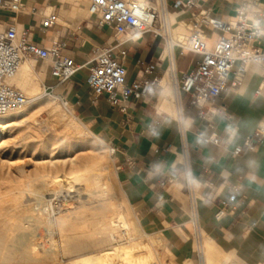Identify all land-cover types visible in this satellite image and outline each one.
Masks as SVG:
<instances>
[{
  "label": "crops",
  "instance_id": "1",
  "mask_svg": "<svg viewBox=\"0 0 264 264\" xmlns=\"http://www.w3.org/2000/svg\"><path fill=\"white\" fill-rule=\"evenodd\" d=\"M264 2V0H258ZM27 5L54 8L53 0H25ZM237 0H198L211 9L214 22L235 17ZM57 23L45 33L33 37L44 46L52 40H65L61 50L82 68L63 82L50 76L48 67L35 71L42 76L43 89L63 96L77 118L90 131L115 149L113 164L118 184L128 204L146 230L159 232L177 264H260L264 261V133L255 147L233 155V149L264 127V83L261 69L251 64L241 85L228 87L213 101L207 102L211 113L205 118L182 94L184 135L177 122L172 94L168 87H156L146 100L132 97L112 106L106 94L94 97L85 82L96 48L113 47L126 66V80L144 76L148 66L151 78L165 74V51L160 38L145 33L132 41L116 35L108 27L90 18L84 0H62L56 8ZM172 10L177 8L172 6ZM86 16V17H85ZM190 11L185 9L182 19ZM71 25L65 26L67 20ZM22 26L31 24L37 31V20L26 15L16 19ZM219 34L209 31V46ZM264 47V35L261 37ZM164 53V54H162ZM199 55L183 51L177 58L179 71L191 68ZM32 61V60H30ZM34 61V60H33ZM46 69V70H45ZM229 83V81H228ZM171 89V88H170ZM175 113V114H174ZM212 135L219 143L204 142ZM186 149L195 187L200 198L196 210L200 233L206 234L207 257L202 260L196 247L190 223V205L185 188L182 149ZM222 210L221 216H216Z\"/></svg>",
  "mask_w": 264,
  "mask_h": 264
},
{
  "label": "built area",
  "instance_id": "2",
  "mask_svg": "<svg viewBox=\"0 0 264 264\" xmlns=\"http://www.w3.org/2000/svg\"><path fill=\"white\" fill-rule=\"evenodd\" d=\"M47 4L50 3L29 6L25 0H0V115L27 100L25 94L10 83L23 60H40L46 63L50 76L57 82L69 79L82 68V65L61 53L67 45L65 40L53 39L50 46H44L34 39V33L43 34L58 25L56 8L59 5L45 11ZM172 6L177 11L172 10ZM87 8L88 16L98 25L110 28L125 40L135 41L145 33L162 40L163 51L166 50L165 69L169 74L182 136L185 132L182 94L189 95L190 106L196 109L200 117L205 118L211 113L206 106L207 102L213 101L228 87L241 85L251 64L261 69L264 83V47L261 45V37L264 35V2L237 0L235 17L224 18L219 22L213 21L211 9L203 8L198 0H88ZM185 9L190 11V16L186 20L181 19L187 22L188 27L183 34V43H180L172 38L175 24L172 14H182ZM19 15L37 20V31L29 23L22 26L16 20ZM213 28L219 34L209 46V31ZM183 51L197 54L199 59L188 70L179 71L177 58ZM142 70L143 77L127 81V69L122 59L114 53L113 47L103 45L96 48L85 82L94 97L106 94L112 106L124 110L121 102L130 97L136 100L149 99L156 87H159V78L150 77L151 69L145 66ZM57 97L64 105L68 103L63 96ZM263 133V126L256 129L241 145L233 149L232 154L238 155L244 150L253 149ZM203 141L218 144L219 137L212 135ZM107 147L110 155L114 157L115 149L108 145ZM182 157L185 188L190 205L189 220L196 241L199 238L196 201L200 198V193L195 187V178L184 147ZM221 214L222 210H219L216 216ZM196 249L201 259L199 247Z\"/></svg>",
  "mask_w": 264,
  "mask_h": 264
},
{
  "label": "rangeland",
  "instance_id": "3",
  "mask_svg": "<svg viewBox=\"0 0 264 264\" xmlns=\"http://www.w3.org/2000/svg\"><path fill=\"white\" fill-rule=\"evenodd\" d=\"M84 1L87 9L88 0ZM53 3L60 6L62 0H53ZM86 16L88 15L86 14ZM70 19L71 18L67 20L65 26L71 25L72 21ZM31 63L37 70L42 66L45 68L47 67L46 63L40 60H32ZM169 90L171 92V89ZM45 92L50 94L48 97H43L42 100H44L45 104H53V102L58 104L60 109L67 114L68 118L70 116V119L76 120V122H79L78 124L81 125V121L75 119L77 118L76 112L73 111L74 109L69 103L64 105L59 100L56 93L50 92L49 90ZM26 95L27 100L25 103L29 104L26 115L18 117V120L14 118L11 119V122L10 120L7 121L5 123L6 128L0 133V264H19L16 263V253L14 249L11 248L12 244L15 242L16 244L20 242L26 246L27 244L32 245V243H38L44 247L49 246V237L47 235L48 226H50V229L53 231V239L55 241L57 240L56 243L60 246L62 238L60 239L61 236L58 231L57 222L59 218L65 215L67 217H71L72 214L78 213L80 215L75 218L74 222L71 221L72 224L70 222V225L68 224L66 226L68 235L96 236L103 223L104 217L108 212L110 213L112 208L117 206V208L125 214L130 212L129 214L132 215L135 213L132 207L126 202V197L118 181L112 176L115 169L113 164L114 157L110 155L105 143H102L100 138L91 132L89 133L86 127L81 125L85 143H83L82 146L75 145L76 143L74 140L72 141V138L65 137L63 134L64 132L62 133L65 120L61 118L56 119V121L53 120L52 115L50 116L48 114L45 104L43 105L44 107L42 105L34 106L31 104L33 101L29 98V95ZM19 120L22 121L19 123ZM25 121L28 122V124ZM8 122L9 124H7ZM34 124L35 128L37 127L39 131H32L30 127ZM29 129L31 131H29ZM92 156L98 157L104 161V166H106L105 169L107 170V172L104 170L107 173L105 176H109L107 177L106 183H103V185L101 183H99L100 185L98 183L88 184L90 178L85 177L82 181L85 187L81 186V183L77 184L76 187H78V190L71 194L72 197H67L66 194L63 195L59 193L57 195H48L49 197L47 198L46 192L44 191L48 189L44 183V180L47 179L46 177H49L51 174L56 175V172L60 174L63 172L70 173L73 170H80L84 163ZM108 169H111V172ZM36 182L38 183L35 184ZM104 185L107 186V189H105ZM34 188L35 191H33ZM104 190H107V193L103 195L102 191ZM110 190L111 192L109 193ZM40 193L43 197H41ZM95 194H97V196ZM107 197L111 198L106 199ZM40 199H42V201ZM35 200H37L36 203ZM39 203L41 205L36 207ZM33 205H35V208L45 209L41 212L39 209H35ZM36 211H38L39 214ZM46 221L51 223L48 224ZM32 232L36 234L35 239L33 237L31 238V236H27ZM155 234H159V232L155 231ZM64 240L65 239H63V242ZM115 242L124 243L125 237L119 238V236H117ZM7 243H10V247ZM109 243L108 241H103L96 244L94 247L96 249L103 248ZM5 245L8 248H4ZM159 253L160 259L166 261L167 264L179 263L178 258H175L168 249L166 241L162 249L159 250ZM72 257L73 256L68 258ZM68 258H63L62 260L66 262ZM194 264L198 263L194 262Z\"/></svg>",
  "mask_w": 264,
  "mask_h": 264
},
{
  "label": "bare ground",
  "instance_id": "4",
  "mask_svg": "<svg viewBox=\"0 0 264 264\" xmlns=\"http://www.w3.org/2000/svg\"><path fill=\"white\" fill-rule=\"evenodd\" d=\"M87 11H88V8H87ZM181 19H182V14H172V20L175 23L173 31H172V38L174 41H179L180 43H183V39H184L183 34L185 33V31L188 27V24H187V22H185L184 20H181ZM208 45H209V42H208ZM164 51L166 54V50H164ZM162 54H164V53H162ZM10 83L14 84L17 88H19L23 92V94H25L26 97H27L26 94H28L29 98L33 101V102H31V104L34 106H36V105H38V106L42 105L43 106L45 104L44 100H42L43 97L44 96H46V97L50 96V94L45 92L43 89L42 76L39 73H37V71H35L34 65L31 63L30 60H27V59L23 60L21 62L20 66L18 67L17 72L10 79ZM161 85L163 87H168L169 89L171 88L168 71H165V74L161 78H159V87H161ZM169 94H170V91H169ZM171 94H172V89H171ZM55 99H56V97H55ZM172 101L174 104L176 117H178V110H177V107L175 105V100H174L173 95H172ZM28 105L29 104H27V103L19 105L18 107L14 108L13 110L8 111L3 115H0V133L4 130V128H6L5 123L7 121L10 120V122H11V119H14V118L17 119L18 117L26 115V113L28 111ZM45 105L47 106L46 109H47L48 114L50 116L52 115L53 120L56 121V119H58V118L65 120L64 128L62 131V133L64 132L63 134L65 135V137L67 136L70 139L72 138V141L74 140V142L76 143L75 145L82 146V144L85 143V138H84V133L82 131L81 125L86 127L87 131H89V133H90L91 131L88 128V126L85 123H83L82 121H81V125L78 124L79 122H76V120L70 119V116L68 118L67 114H65L64 111L60 109L58 104H55L54 102H53V104L47 103ZM21 119H23V118H21ZM75 119H78V118H75ZM20 121H22V120H19V123H20ZM77 121H79V119ZM26 123L28 124V122H26ZM7 124H9V122ZM30 125H27V126H30ZM30 128H32V131L34 130L35 132L37 130V127L35 128V124L33 126H31ZM29 131H31V130L29 129ZM37 131H39V130H37ZM28 133H30V132H28ZM63 134H62V136H63ZM31 135H32V133H31ZM102 143H104L103 140H102ZM85 145H87V144H85ZM105 167L106 166H104V161L102 159L92 156L91 158H89V160H87L84 163L82 169H80V170H75V171L73 170L72 172L69 171L70 173L63 172L60 174H58L59 172H56L57 173L56 175L51 174L49 177H46L47 178V179H45L46 182L44 180V183L48 188V189H46L47 191L44 190L46 192L47 198L49 196H51V194L57 195L59 193H62L63 195L66 194L67 197H72L71 194L77 192V190H78V187H76L77 184L81 183V186L85 187V184H83V182H82L85 177L90 178L88 181V184H90V183L91 184L101 183L103 185V183H106L107 177H109L108 175H107V177L105 176V174H107L106 173L107 170L105 169ZM104 170H106V172ZM108 170L110 171L111 169H108ZM103 171H104V173H103ZM47 175H49V174H47ZM110 175H111V173H110ZM112 176L117 181L116 169H114ZM86 180H87V178H86ZM37 183L38 182H36L35 184H37ZM114 184H115V182H114ZM33 186H34V184H33ZM40 186H41V184H40ZM104 186H105V189H107V186L106 185H104ZM33 191H35V188ZM84 192H86V191H84ZM102 192L104 195V193H107V190H104ZM110 192H111V190L109 191V193ZM42 194H43V192H42ZM42 194H41V197H43ZM95 195L97 196V194H95ZM108 195H106V196H108ZM109 196H111V195H109ZM110 198L107 197L106 199H110ZM37 200H35V203ZM40 200L42 201V199H40ZM126 202H127V200H126ZM69 204H70V202H69ZM40 205L41 204L39 203V205H36V207H39ZM33 206L35 208V205H33ZM64 206H66V205H64ZM107 207H108V205H107ZM35 209H39L42 212V211H44L45 208L44 209L35 208ZM36 212H38V211H36ZM129 213L128 214L123 213L119 208H117V206L112 208L110 213L108 212V214L104 217L103 223L101 224V227L98 230L96 236H94V235L93 236H80V235L77 236V235H73V234L68 235L66 226L71 221L74 222L75 218L77 216H80V215H79V213L74 214V215L72 214L71 217H67L65 215L64 217L59 218L58 222L56 220L57 225H58L57 226L58 231H59V234L61 236V237L60 236L59 237H60V239L62 238L61 239L62 243L60 244V246L56 243L57 240L55 241L53 239V231L50 229V226H48L47 227V235L49 237L48 238L49 239V246L44 247L38 243H32V245L27 244V246H26L24 244H21L20 242H18L17 244H16V242L12 244L11 248H13L15 253H16V263H19V264H167L166 261H162L160 259L159 250L162 249V247H163L162 236L146 230L144 227H142L137 215L135 213L130 215ZM38 214H39V212H38ZM100 221H102V220H100ZM48 222L49 221H46V223H48ZM72 222H71V224H72ZM50 223H48V224H50ZM74 225H75V223H74ZM118 231H119V233H118ZM79 232H81V231H79ZM33 233L34 232L29 233L27 236H31V238L33 237L35 239L36 234H33ZM117 236H119V238L125 237V242L124 243L115 242ZM201 237L203 238V241L201 243V240L199 239L198 247L200 250V256H201V260H202L203 254L207 257L208 248H207V242H206V234L204 232L200 233L199 238H201ZM22 238H23V236H22ZM27 238L30 239L29 237H27ZM63 239H65L64 242H63ZM103 241L104 242L108 241L110 243L103 248L96 249L94 247L96 244L103 242ZM32 242H34V241H32ZM9 247H10V245H9ZM4 248H8V247H6V245H5ZM59 248L61 251L59 250ZM71 256H73V257L68 258ZM63 258H68V261H66V262L63 261L62 260ZM174 264H177V263H174ZM187 264H190V263H187Z\"/></svg>",
  "mask_w": 264,
  "mask_h": 264
}]
</instances>
